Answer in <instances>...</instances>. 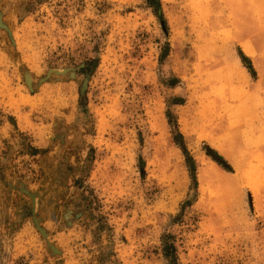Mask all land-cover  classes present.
Returning <instances> with one entry per match:
<instances>
[{
    "label": "rangeland",
    "instance_id": "1",
    "mask_svg": "<svg viewBox=\"0 0 264 264\" xmlns=\"http://www.w3.org/2000/svg\"><path fill=\"white\" fill-rule=\"evenodd\" d=\"M0 264H264V0H0Z\"/></svg>",
    "mask_w": 264,
    "mask_h": 264
},
{
    "label": "trees",
    "instance_id": "2",
    "mask_svg": "<svg viewBox=\"0 0 264 264\" xmlns=\"http://www.w3.org/2000/svg\"><path fill=\"white\" fill-rule=\"evenodd\" d=\"M245 60V59H244ZM206 154L216 163H218L219 165H223L224 161L222 160V158L220 156H218L217 153H215L214 151L211 150H206ZM224 166V165H223Z\"/></svg>",
    "mask_w": 264,
    "mask_h": 264
}]
</instances>
